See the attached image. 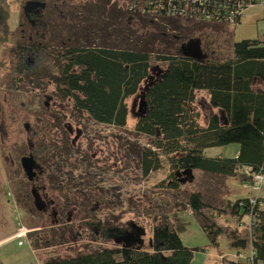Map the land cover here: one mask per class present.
I'll return each mask as SVG.
<instances>
[{
    "label": "rangeland",
    "instance_id": "rangeland-1",
    "mask_svg": "<svg viewBox=\"0 0 264 264\" xmlns=\"http://www.w3.org/2000/svg\"><path fill=\"white\" fill-rule=\"evenodd\" d=\"M12 1L17 6L16 0H9ZM80 1L78 6L67 7L86 10L75 17L73 28L69 22L64 26L63 51L72 44L101 47L104 38L110 39L109 45L125 35L143 38L140 33L145 30H139V16L128 11L130 0H93L91 15L86 14L88 3ZM65 11L64 16L68 15ZM116 18L119 22L114 28ZM109 20L106 26L111 29H100ZM244 40L264 41V7L248 9L237 26H198L181 49L187 54L190 48L202 60L224 59L232 57L234 44ZM165 47L164 41L157 43V49ZM166 69L165 63L155 64L141 92L127 100L129 117L123 128L95 123L74 110L72 102L57 97L55 87L44 88L45 92L31 87L27 94H15L9 103L0 92V136L11 133L0 140V151L5 148L7 154L5 162L0 157V264H43L47 259L123 245L151 250L153 231L159 223L172 225L184 245L195 249L191 264L240 262L232 239L234 231L244 236L245 230L233 218L231 206L255 193L244 190L235 178L199 170L177 172L178 189L169 188L172 169L165 159L162 168L148 176L141 169L139 154L150 139L137 135L134 127L143 113L145 91L160 80ZM194 109L203 128L209 126L215 114L226 123L224 112L211 106L207 91L196 93ZM43 145H47V151L38 159L33 151ZM238 150V144H231L209 149L205 155L235 158ZM10 152L15 164H11ZM38 162H44L48 172L32 179L29 171L42 168L35 164ZM194 193L201 194L207 204L202 218L223 232L218 246L187 206ZM261 195L264 198V189ZM91 221L109 226L113 233L124 227V234L111 241L94 234L81 240L67 231L79 225L85 227ZM44 230H51L47 233L48 243L42 237H30L35 231L45 237ZM62 231L67 232L68 241L58 245L65 238L60 235ZM20 232L25 237H19Z\"/></svg>",
    "mask_w": 264,
    "mask_h": 264
},
{
    "label": "trees",
    "instance_id": "trees-1",
    "mask_svg": "<svg viewBox=\"0 0 264 264\" xmlns=\"http://www.w3.org/2000/svg\"><path fill=\"white\" fill-rule=\"evenodd\" d=\"M137 19L139 30H145L140 33L143 38L125 35L110 45V39L104 38L103 46L97 48L72 44L54 58L53 71L45 73L46 59L39 57L31 70L32 80L36 84L53 81L57 97L72 102L74 110L86 114L95 123L123 128L129 117L127 100L141 92L142 84L149 79L155 64L165 63L167 69L160 80L144 93L143 113L134 127L137 135L150 139L139 154L144 175L159 171L165 159L172 169L173 182L169 188L178 189L177 172L191 170L235 178L241 185L252 183L255 176L264 172V41L244 40L234 44L232 57L202 61L186 55L181 47L192 39L198 26L226 25L177 18H162L160 22L140 16ZM241 23L239 20L238 25ZM100 29L104 31L105 27ZM162 41L166 47L157 49V43ZM41 90L44 92L43 88ZM199 91L209 93L211 106L224 112L226 123L215 114L207 128L201 127L194 109ZM231 144L240 146L235 158L205 155L209 149ZM44 149L43 145L38 151ZM36 154L41 152L36 151ZM242 203L247 206L248 199L238 200L231 206L237 221L248 214ZM187 206L200 219L211 242L218 246L223 232L216 224H209L202 218L207 207L202 195L192 194ZM86 223L85 227L79 225L67 231L81 240L94 234L109 241L122 237L125 231L121 227L113 233L101 222ZM257 228L254 264L264 262V222ZM49 232L51 230H44L43 237L41 231H35L30 237L39 236L48 243ZM62 232L60 235L65 238L58 245L68 241L67 232ZM235 232L232 246L245 250L246 243L241 242L240 233ZM152 240L151 250L123 245L47 259L43 264L192 263L195 249L184 245L172 225L159 223L154 228ZM31 246L36 250L34 244ZM227 262L236 264L235 261Z\"/></svg>",
    "mask_w": 264,
    "mask_h": 264
},
{
    "label": "flooded vegetation",
    "instance_id": "flooded-vegetation-1",
    "mask_svg": "<svg viewBox=\"0 0 264 264\" xmlns=\"http://www.w3.org/2000/svg\"><path fill=\"white\" fill-rule=\"evenodd\" d=\"M13 2L0 0V92L6 97L8 103L14 99L17 93H29L28 90L31 87H34V89L55 87L54 82L51 80L46 84L43 82L36 84V81L32 80V67L35 66L39 57H45L44 72L55 70L54 58H58V55H62L64 52V26L69 22L72 24V27H70L73 28L75 17L86 10V8L80 11L78 8H67L69 6H78L77 3H80V0H16L17 6ZM86 2L89 8L86 14L91 15L92 10H94L91 5L94 1L85 0L84 5L87 4ZM66 9L68 15L64 16ZM62 15L63 17H61ZM119 16L117 14V17ZM118 22H115L112 26L116 28ZM106 23H111V21L105 22L103 25L105 30L111 29L106 26ZM10 134H2L0 140L3 141ZM3 145L4 143H2L4 148ZM44 146L45 149L42 151L37 149L33 151L35 154L36 151L41 152L40 155L36 154L38 159L43 157L47 151V145ZM42 148L43 146L39 150ZM4 149L0 151V157L5 162L7 154H4ZM8 155H10V158L12 157L11 164H15L12 152ZM35 164L42 165V168L40 167L41 174L39 168H37L33 173L29 171V175L33 174L32 179L35 175L40 176V178L44 177L45 173L48 172L44 162ZM52 180L54 181V179ZM57 215L60 216L59 213ZM58 226L62 227L63 225L59 224Z\"/></svg>",
    "mask_w": 264,
    "mask_h": 264
},
{
    "label": "built area",
    "instance_id": "built-area-1",
    "mask_svg": "<svg viewBox=\"0 0 264 264\" xmlns=\"http://www.w3.org/2000/svg\"><path fill=\"white\" fill-rule=\"evenodd\" d=\"M128 11L136 16L150 18L160 22L162 18L186 19L196 23L237 26L238 21H243L245 12L253 7H264V0H130ZM181 17V18H180ZM244 190L255 193L248 199L247 206L244 203V215L240 221V229H244L245 235L241 234V242H245V250H237L238 259L236 264H254L257 255L254 246L256 229L258 224L264 222V198L261 191L264 189V172L254 177L252 183L242 184ZM240 231V230H239ZM242 233V232H241ZM25 237L20 232L19 237Z\"/></svg>",
    "mask_w": 264,
    "mask_h": 264
},
{
    "label": "water",
    "instance_id": "water-1",
    "mask_svg": "<svg viewBox=\"0 0 264 264\" xmlns=\"http://www.w3.org/2000/svg\"><path fill=\"white\" fill-rule=\"evenodd\" d=\"M188 49L190 50V52L187 53L186 55H188V56H192L193 58H196V59H198V60H202V59H200V58L195 57V56L192 54V51H191L190 48H188ZM202 61H203V60H202Z\"/></svg>",
    "mask_w": 264,
    "mask_h": 264
},
{
    "label": "crops",
    "instance_id": "crops-1",
    "mask_svg": "<svg viewBox=\"0 0 264 264\" xmlns=\"http://www.w3.org/2000/svg\"><path fill=\"white\" fill-rule=\"evenodd\" d=\"M239 151H240V150H238L237 154L239 153ZM237 154H236V155H237ZM1 243H2V242H1Z\"/></svg>",
    "mask_w": 264,
    "mask_h": 264
}]
</instances>
